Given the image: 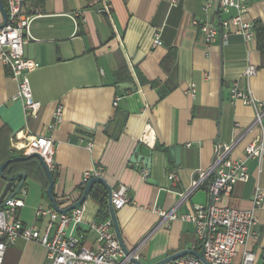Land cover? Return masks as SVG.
<instances>
[{
	"label": "crops",
	"instance_id": "obj_1",
	"mask_svg": "<svg viewBox=\"0 0 264 264\" xmlns=\"http://www.w3.org/2000/svg\"><path fill=\"white\" fill-rule=\"evenodd\" d=\"M247 1L244 17L258 27L254 39L245 42L231 35L207 44L192 25L193 19L208 17L201 10L202 0H177L174 5L170 0H27L25 11L32 19L23 54L39 62L29 74L39 109L29 115L22 101L13 99L16 83L0 62V161L8 153L20 154L12 148L17 133H44L55 143L52 193L59 207L72 204L84 188L83 174L100 167L99 177L109 190L126 188L130 201L115 216L126 247L137 249L139 260L151 264L181 250L197 252L192 225L160 212L174 208L178 216L206 203L212 175L184 195L195 173L207 171L215 145H232L230 157L243 159V148L256 134L249 130L252 106L229 96L236 84L264 102V0ZM104 3L110 5L109 15L97 12ZM156 31L162 44L152 46ZM248 65L256 72L245 77ZM191 84L194 96L184 92ZM58 105L62 120L46 131ZM143 135L149 145L139 142ZM86 141H92L90 150ZM176 145L179 164L170 151ZM148 152L155 185L147 182L142 160L129 162L133 153ZM246 163L248 179L235 183L222 205L249 208L253 191L264 189V155ZM171 172L177 179H168ZM22 185L23 206L16 216L43 229L44 221H34V212L51 204L39 181L27 177ZM106 202L108 206L107 197ZM82 205V222L74 234L92 247L96 240L89 225L102 221L106 212L89 194ZM254 215L258 236L248 247L255 254L254 264H264V200ZM48 263L42 245L22 238L7 247L2 262Z\"/></svg>",
	"mask_w": 264,
	"mask_h": 264
},
{
	"label": "built area",
	"instance_id": "obj_2",
	"mask_svg": "<svg viewBox=\"0 0 264 264\" xmlns=\"http://www.w3.org/2000/svg\"><path fill=\"white\" fill-rule=\"evenodd\" d=\"M27 0H4L7 19L0 28V62L9 68L10 77L16 83V94L13 99L21 100L24 110L29 115H34L39 109V102L35 101L30 91L29 74L39 67L35 59L25 57L23 44L29 38V26L32 17L27 13L25 4ZM247 0H202V12L208 16L204 20L193 19L195 26L210 44L221 37L226 40L231 35L240 36L245 42L255 37V25L244 17L247 10ZM176 4L177 0H170ZM101 14H110V5L104 3L97 8ZM159 32L153 33L152 46L161 45ZM256 72L254 65H248L243 75L249 77ZM192 96L195 86L191 84L184 91ZM233 100L249 104L253 108V117L249 130H255L254 138L243 148L244 158L230 157L232 145L217 143L213 151L212 161L206 172L199 174L193 182L187 197L202 180L212 175L206 186V203L197 204L187 213L177 216L175 209L169 212H160L161 216L172 220L190 223L193 227L198 246L197 252L202 260L192 254H187L164 264H254L255 254L248 247L258 233L256 231L255 211L264 200V189L257 187L252 194L249 208H234L221 204L223 197L228 196L235 183L248 179L247 159H260L264 155V102L255 100L249 91L238 89L234 84L230 89ZM117 97L114 105L117 104ZM61 105L55 107L52 121L44 127L51 130L62 120ZM139 142L149 145L147 135L141 136ZM82 142V139L80 140ZM87 149H91L92 141L84 142ZM12 148L20 155L37 153L42 157L45 165L52 172L56 165L53 160L55 143L51 137L44 133L21 135L17 133L12 141ZM102 169L97 167L83 174L81 185L85 186L92 176H99ZM168 179L175 180L174 172L168 174ZM126 188L119 185L110 191V205L113 211L120 210L129 203ZM25 194L23 187L17 194L0 208V264H2L5 251L16 239L34 241L42 245L46 251L48 264H132L125 257L122 247L116 238L110 215L102 220L89 225L94 233L96 243L92 247L81 244L80 236L75 231L82 222L84 208L79 205L64 214L53 208L37 206L34 212V221L42 222L43 229L37 224L26 225L16 216L18 207L23 206V200L17 197ZM241 247L239 261H235L237 249Z\"/></svg>",
	"mask_w": 264,
	"mask_h": 264
},
{
	"label": "water",
	"instance_id": "obj_3",
	"mask_svg": "<svg viewBox=\"0 0 264 264\" xmlns=\"http://www.w3.org/2000/svg\"><path fill=\"white\" fill-rule=\"evenodd\" d=\"M0 12L3 18V23L0 24V28H2L5 25L6 19H7V13H6L7 11L4 8L2 0H0ZM170 151H171V154L175 158L176 164H179V146L176 145L175 147L174 146L171 147ZM31 159H33V162L37 165V167H39L45 173L47 180H48L47 187H46V196L51 204V207L59 213L64 214L66 212H69L70 209L72 210L76 208L77 206L81 205L83 201L85 200L86 196L88 195L93 182H100L101 184H103L107 189L108 208H109L110 218L112 219L111 221L113 223V229H114L116 238L122 247L125 257L128 258L127 261H129L132 264H145L141 260H139V257L136 254L137 249H128L126 247L123 241V238L120 234V231H119V226L117 223L115 212L113 211V209L111 208L112 206L109 203L111 190H109V188L107 187L103 179L99 176L90 177L88 181L86 182L80 196L77 199H75V201L69 206L61 208L59 207V203L57 202V200H55L54 195L52 193V188H53L52 173L48 169V167L45 165L44 161L42 160V157L38 155L37 153H32V154H29L28 156L20 155V154L16 155L15 157L12 156L10 158H6V160L1 162L0 164V208L6 205V203L10 200V198H12L13 196L17 194V192L23 186L22 184H24L27 178V174L25 171L15 172L13 170V164L16 162L29 161ZM140 160H142L143 169L146 171V176L148 177L147 179H149L147 180V182L148 183L150 182V184L155 185L156 184L155 181H153L149 177L150 167H151L150 166L151 165V153L148 152L147 156L135 155V153H133L129 159V162L133 165L134 163H137ZM198 178H199V173H195L194 179L196 180ZM187 254L195 255L197 256V258H200L202 260L201 255L195 250L185 249V250L178 251L176 253L169 254L151 264H164V263H167L171 260L177 259L178 257L184 256Z\"/></svg>",
	"mask_w": 264,
	"mask_h": 264
},
{
	"label": "trees",
	"instance_id": "obj_4",
	"mask_svg": "<svg viewBox=\"0 0 264 264\" xmlns=\"http://www.w3.org/2000/svg\"><path fill=\"white\" fill-rule=\"evenodd\" d=\"M258 30V27L255 25V32ZM258 32V31H257ZM14 156L12 153H8L7 156L3 159H1V162L6 160V158H10ZM13 170L15 172L18 171H25L27 174V177L33 180H37L40 182L41 187L43 192L46 194V187H47V177L43 170H41L37 165L33 162V159L25 162H16L13 164ZM81 190V188H80ZM92 198L97 200L100 204L101 211L106 212V219L109 215V211L107 210V202H106V197H107V189L106 187L101 184L100 182H94V184L91 186L89 193H88ZM103 219V220H104Z\"/></svg>",
	"mask_w": 264,
	"mask_h": 264
},
{
	"label": "rangeland",
	"instance_id": "obj_5",
	"mask_svg": "<svg viewBox=\"0 0 264 264\" xmlns=\"http://www.w3.org/2000/svg\"><path fill=\"white\" fill-rule=\"evenodd\" d=\"M26 183H27V181H26ZM20 196H21L20 194L17 195V197H20Z\"/></svg>",
	"mask_w": 264,
	"mask_h": 264
}]
</instances>
